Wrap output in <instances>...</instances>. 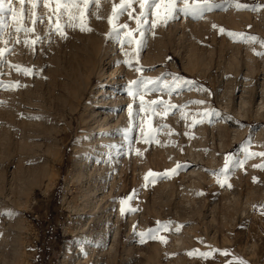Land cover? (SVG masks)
Wrapping results in <instances>:
<instances>
[{
  "label": "rangeland",
  "instance_id": "obj_1",
  "mask_svg": "<svg viewBox=\"0 0 264 264\" xmlns=\"http://www.w3.org/2000/svg\"><path fill=\"white\" fill-rule=\"evenodd\" d=\"M166 2L145 22L137 0L118 18L121 0L68 11L12 0L0 33V264H264V156L235 163L264 152V0H213L200 18H173ZM141 77L158 82L133 99ZM101 124L120 135L114 152Z\"/></svg>",
  "mask_w": 264,
  "mask_h": 264
},
{
  "label": "snow or ice",
  "instance_id": "obj_2",
  "mask_svg": "<svg viewBox=\"0 0 264 264\" xmlns=\"http://www.w3.org/2000/svg\"><path fill=\"white\" fill-rule=\"evenodd\" d=\"M20 4H24L25 0H19ZM32 7L36 8L37 6V2L38 0H30ZM40 3L43 4L44 7H48L50 0H39ZM90 0H56V9H60L61 7L64 8L65 11H68L70 8H76L79 9L80 5L83 4L85 8L88 7ZM97 0H91V3H96ZM137 2L140 5V8L142 9L141 13H140V18L142 20H144L145 22H147V16H148V12L150 9L152 8H157L160 6V4L163 2V0H137ZM179 3V0H167V2L165 3V8L167 10L168 15H171L173 18H175V14L177 12H182L185 15H190L193 18H200L202 17L203 13L205 11H211L213 8L216 7H220V5L216 4L213 2V0H201L200 3H190L189 0H183V7H177L176 5ZM130 6V0H121V5H120V10L119 12H117L116 6L114 5L113 7V15L116 16L118 18L119 15H122L124 12L128 11V7ZM235 7L238 10H242V9H246L248 8L247 5L245 4H239L237 3L235 5ZM251 10L255 11L257 10V8H252ZM55 11V10H54ZM11 15L13 19H16V11L12 6V0H0V33L3 32L4 28H6L8 26V22H7V16ZM74 17L70 16L69 19L72 20ZM37 19L41 20V22L43 21V17H37ZM33 23H35V21H33ZM109 23H112V19L109 18ZM121 27H126V26H121ZM57 31H60V26L57 25L56 28ZM81 30H85L83 27H81ZM90 30V29H88ZM15 31L17 33L24 31V32H28L31 31V29H27V28H23L22 26H17L15 28ZM119 28L113 29V33H115L117 36L119 35ZM129 35H131L129 33ZM229 35H239V36H243V34H233V33H229ZM251 40H256V37H250ZM19 41H17L18 43ZM131 41L129 40V43ZM5 43H7L5 41ZM27 41H25V45H27ZM34 43V42H33ZM6 49H0V57H3L5 54ZM258 55H264V53H258ZM25 74H27L30 70L27 68L21 69ZM137 71H140V69H137ZM175 77H174V82H175ZM158 82V78L157 80H153L151 78H139L138 80L135 81H131L128 85V94L131 95L133 97V99L137 98V97H142V92H146L149 90V85H154ZM154 90V89H152ZM152 104H157L159 105L162 102L159 101H153L151 102ZM195 103H203V101H196ZM143 106V105H142ZM171 107H176V106H171ZM131 108V106H130ZM203 115L207 116L209 115V113H204ZM39 118V117H37ZM162 127H166V126H162ZM246 151V150H245ZM255 156H264V152H260V153H256V152H251V153H247L245 160L244 161H236V165L237 166H241L243 163L246 162L247 159H250L252 157ZM179 167H183V165H177V168ZM254 167H259L264 169V164H260V165H254ZM228 168V161L226 160L225 163V169L227 170ZM222 170V171H224ZM171 171L175 172L176 169H172ZM149 175H152V173L150 172ZM147 178V177H146ZM254 182L256 180V178H253ZM130 198H134V197H130ZM123 202V201H122ZM257 208V206H254V209ZM259 210L261 211V214L264 215V205L259 206ZM123 211V209H122ZM130 211H135V209H130ZM219 251V250H217ZM195 252V250H194ZM194 253H189V255H192ZM222 255H229V253L227 251H223L221 252ZM199 255L203 256V257H208L209 255H211V253H199ZM230 264H233V262H230ZM234 264H248L247 261L237 258L236 261L234 262Z\"/></svg>",
  "mask_w": 264,
  "mask_h": 264
},
{
  "label": "bare ground",
  "instance_id": "obj_3",
  "mask_svg": "<svg viewBox=\"0 0 264 264\" xmlns=\"http://www.w3.org/2000/svg\"><path fill=\"white\" fill-rule=\"evenodd\" d=\"M112 75H113V74H112ZM110 79L115 81V79H112V77H111ZM114 81H113V82H114ZM116 82H117V81H116ZM110 83H111V81H110ZM113 84H114V83H113ZM262 85H263V84H262ZM115 90H116V89H115ZM115 90H114V91H115ZM263 93H264V92H263ZM110 94H111V93H110ZM118 95H119V94H118ZM110 96H111L110 98H113L112 96H114V95L112 94V95H110ZM262 96H263V95H262ZM3 98H4V97H3ZM114 98H115V97H114ZM263 98H264V97H263ZM113 100H114V99H113ZM262 101H263V100H262ZM110 102H111V101H110ZM111 103H112V102H111ZM262 103H263V102H262ZM263 104H264V103H263ZM114 105H115V104H114ZM104 106H105V105H104ZM107 118H108V117H107ZM106 123H107V122H106ZM110 126H111V125H110ZM98 129H99V130L97 131V134L99 135V133H102V134H100V135H101L100 138H101L102 142L105 143V144H104V147H107V148H106V151L109 150V149H108L109 147H111V150H113V152L115 151V147L118 149L117 146L119 145V143H118V145H115V144H116V142L119 141V139L116 138L117 136H120L119 133H118V132H115V134H114V135H111V136L109 137L110 139L108 140V137H107V136L109 135L110 128H109L107 125L101 124V125L98 127ZM119 130H120V129H119ZM117 131H118V130H117ZM110 133H111V132H110ZM100 135H99V136H100ZM97 138H98V136H97ZM98 142H99V141H98ZM99 143H101V142H99ZM101 145H102V143H101ZM101 147H103V146H101ZM113 147H114V148H113ZM112 148H113V149H112ZM103 149H104V148H103ZM87 150H89V149H87ZM104 150H105V149H104ZM85 151H86V150H85ZM101 151H102V150H101ZM118 151H119V150H118ZM94 152H95V151H94ZM110 152H112V151H110ZM103 153H104V151H103ZM108 153H109V151H108ZM108 153H107V154H108ZM97 154H98V151H97ZM100 154H101V153H100ZM118 154H119V152H118ZM86 155H87V154H86ZM93 155H94V154H93ZM110 155H111V154H110ZM112 155H113V154H112ZM116 155H117V151H116ZM101 156H102V155H101ZM103 156H104V155H103ZM117 156H118V155H117ZM85 157H86V156H85ZM93 157H94V156H93ZM93 157H92V158H93ZM109 157H110V156H109ZM88 158H89V155H88ZM88 158L86 157V159H88ZM106 158L108 159V157H106ZM110 158H111V157H110ZM112 158H113V157H112ZM98 159H99V158H98ZM101 159H103V158H101ZM115 159H116V158H115ZM92 160H93V159H92ZM110 160H111V159H110ZM113 160H114V159H113ZM89 161H90V160H89ZM98 161H99V160H98ZM105 161H106V160H105ZM107 161H108V160H107ZM92 162H93V161H92ZM92 162H88V163L90 164V163H92ZM108 162H109V161H108ZM78 163H79V162H78ZM86 163H87V161H86ZM88 163H87V164H88ZM103 163H104V161H103ZM106 163H107V162H106ZM93 164H94V163H93ZM96 164H97V161H96ZM81 165H82V163H81ZM83 165H84V164H83ZM98 165H99V164H98ZM110 165H111V164H110ZM85 166H86V165H85ZM88 166H90V165H88ZM88 166H86V167H88ZM94 166H96V165L94 164ZM100 166H101V165H100ZM102 166H103V165H102ZM105 166H108V163H107V165L105 164ZM113 167H114V166H113ZM128 167H129V166H128ZM83 168H85V167L83 166ZM126 168H127V167H126ZM88 169H89V167H88ZM88 169H87V170H88ZM93 169H94V168H93ZM99 169H100V168H99ZM106 169H108V167H106ZM106 169H105V171H107ZM124 169H125V168H124ZM129 169H130V168H129ZM82 170H83V169H82ZM85 170H86V169H85ZM97 170H98V169H97ZM101 170H102V169H101ZM80 171H81V169H80ZM91 171H92V169H91ZM118 172H119V171H118ZM124 172L127 173L126 171H124ZM107 173H108V171H107ZM107 173H106V174H107ZM93 174H95V173H93ZM98 175H99V174H98ZM98 175H97V176H98ZM107 175H108V174H107ZM107 175H106V176H107ZM86 176H87V175H86ZM95 176H96V175H95ZM101 176H102V175H100V179H102ZM106 176H105V177H106ZM111 176H113V175H111ZM120 176H121V175H120ZM78 177H79V176H78ZM92 177H93V176H92ZM94 178H95V177H94ZM96 178H98V177H96ZM103 178H104V177H103ZM83 179H84V178H83ZM85 179H86V178H85ZM79 180H80V179H79ZM87 180H88V179H87ZM91 180H92V179H91ZM95 180H96V179H95ZM76 181H77V180H76ZM84 181H85V180H84ZM84 181H83V182H84ZM93 181H94V180H93ZM97 181H98V180H97ZM97 181H96V182H97ZM106 181H107V180L105 179L104 182L106 183ZM90 182H91V181H90ZM102 182H103V181H102ZM78 183H79V182H78ZM105 183H104V184H105ZM93 184H94V183H93ZM95 184H96V183H95ZM95 184H94V186H96ZM107 184H108V182H107ZM86 185H87V184H86ZM86 185H85V186H86ZM98 185H99V184H98ZM87 186H89V181H88V185H87ZM94 186H93V187H94ZM99 187H100V186H99ZM102 187L105 188L106 186H103V185H102ZM90 188H91V187H90ZM87 189H88V188H87ZM91 189H92V188H91ZM93 189H94V188H93ZM97 189H98V188H97ZM97 189H96V190H97ZM102 190H103V189H102ZM90 191H92V190H90ZM93 192H94V191H93ZM100 192H101V191H100ZM85 193H86V192H85ZM95 193H96V192H95ZM101 193H102V192H101ZM84 195H85V194H84ZM94 195H95V194H94ZM96 195H97V194H96ZM109 195H110V194H109ZM85 196H86V195H85ZM101 196H102V195H101ZM103 196H104V195H103ZM90 197L92 198V201H93V197H92V196H90ZM82 198H83V197H82ZM87 198H89V197H87ZM87 198H85V199H87ZM91 198H90V200H91ZM97 198H98V196H97ZM97 198H96V199H97ZM104 198H105V197H104ZM98 199H99V198H98ZM88 200H89V199H88ZM83 201H84V200H83ZM102 201H103V200H102ZM111 201H112V200H111ZM106 202H107V201H106ZM106 202H105V203H106ZM94 203H95V202H94ZM96 203H97V201H96ZM99 203H100V202H99ZM118 203H119V201H118ZM91 204H92V203H91ZM91 204H90L89 202H88V203L84 202V204L82 205V208H81L80 210L83 211L84 213H88V214L93 215V214H95L96 212H98L100 209H102V208H99V206L102 205L101 203H100L101 205H99V206H98V205H97V206H91ZM111 204H112V203H111ZM92 205H93V204H92ZM110 206H111V205H110ZM118 206H119V204H118ZM77 207H78V206H77ZM102 207L104 208L105 206H102ZM112 207H113V205H112ZM98 208H99V210H97ZM77 209H78V208H77ZM77 209H76V210H77ZM73 210H74V209H73ZM77 211H78V210H77ZM100 211H101V210H100ZM75 212H76V211H75ZM102 212L104 213V211H102ZM78 213H79V212H78ZM99 213H101V212H99ZM81 214H83V213H81ZM91 215H89V216H91ZM86 216H88V215H86ZM102 216H103V215H102ZM96 217H97V216H96ZM97 219H98V218H97ZM117 221H118V220H117ZM117 221H116V222H117ZM99 222H100V220H99ZM96 223H97V222H95V224H96ZM98 224H99V223H98ZM99 226H100V225H99ZM80 229H81V226H80ZM105 229H106V228H105ZM81 230H83V229H81ZM113 230H114V229H113ZM115 230H116V229H115ZM104 232H105V231H104ZM106 232H107L106 234H108V231H106ZM117 232H118V230H117ZM74 233H75V231L73 230V231H72V234H74ZM97 233H98V232H97ZM97 233H95V234L97 235ZM114 233H115V232H114ZM87 234H89V233L87 232ZM106 234H105L104 237H106ZM114 235H115V234H114ZM99 236H100V235H99ZM100 237H101V236H100ZM100 237H99V238H100ZM86 238H88V237H86ZM86 238H84V239H86ZM95 238H96V237H95ZM106 238H107V237H106ZM114 238H115V236H114ZM114 238H113V240H114ZM107 239H108V238H107ZM116 239H117V237H116ZM89 240H90V239H89ZM95 240H97V239H94V241H95ZM99 240H100V239H99ZM101 240H102V239H101ZM113 240H112V241H113ZM86 242H87V241L85 240V243H86ZM88 242H89V241H88ZM99 242H100V241H99ZM114 242H115V241H114ZM96 243H97V242H96ZM86 244H87V243H86ZM92 244H93V243H92ZM99 244H100V243H99ZM89 245H90V244H89ZM97 245H98V244H97ZM97 245H95V246H97ZM113 245H114V243H113ZM93 246H94V245H93ZM98 246H99V245H98ZM101 246H102V245H101ZM101 246H100V247H101ZM105 246H106V244H105ZM114 246H115V245H114ZM107 247H108V246H107ZM88 248H89V247H85V250L88 249ZM101 248H102V247H101ZM109 248H110V247H109ZM112 248H113V247H112ZM89 249H90V248H89ZM113 249H114V248H113ZM85 250H84V252H85ZM76 251H77V250H76ZM86 251H87V250H86ZM100 251H101V250H100ZM113 251H114V250H113ZM103 252H104V251L102 250V254H103ZM108 252H109V251H108ZM110 252H112V249H111ZM87 253H88V252H87ZM92 254H93V253H92ZM96 254H97V253H96ZM100 254H101V252H100ZM104 254H105V253H104ZM114 254H115V252L113 253V256H114ZM84 255H85V254H84ZM86 255H87V254H86ZM88 255H89V254H88ZM110 255H111V253H110ZM110 255H109V256H110ZM76 256H77V255H76ZM92 256H93V255H92ZM92 256H90V257H92ZM104 256H105V255H104ZM107 256H108V254H107ZM113 256H110V257L112 258ZM88 257H89V256H88ZM78 258H79V257H78ZM81 258H82V257H81ZM83 258H84V257H83ZM86 258H87V257L85 256V260H86ZM95 258H96V257H95ZM100 258H101V257H100ZM104 259H105V258H104ZM104 259H103L102 261L100 260V263H101V262H104ZM75 260H76V259H75ZM75 260H74V261H75ZM77 260H78V259H77ZM77 260H76V261H77ZM79 260H80V259H79ZM90 260H91V258H90ZM114 260H115V259H114ZM97 261H98V259H97ZM109 261H110V260H109ZM71 262H72V261H71ZM82 262H83V264H85V263H84V259H83ZM85 262H86V261H85ZM151 262H152V261H151ZM73 263H74V262H73ZM91 263H92V262H91Z\"/></svg>",
  "mask_w": 264,
  "mask_h": 264
}]
</instances>
